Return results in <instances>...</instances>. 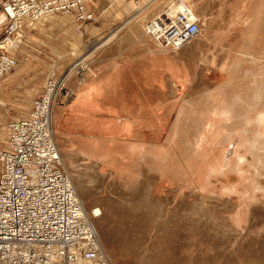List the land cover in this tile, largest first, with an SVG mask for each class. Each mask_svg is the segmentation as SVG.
I'll return each mask as SVG.
<instances>
[{
    "label": "rangeland",
    "instance_id": "374dc122",
    "mask_svg": "<svg viewBox=\"0 0 264 264\" xmlns=\"http://www.w3.org/2000/svg\"><path fill=\"white\" fill-rule=\"evenodd\" d=\"M4 1L0 0V13L3 12L6 17L2 5ZM94 1H90L91 7ZM117 1L123 4L128 0ZM176 1L179 0L157 1L142 13L138 9L148 0L137 5L130 1L131 10L123 6L120 14L131 16L126 19V23L137 16L134 21H138L141 30L142 26L145 30L148 20L164 13ZM182 1L190 5L200 21L198 35L182 46H190L196 52L197 98L203 94L200 86L202 83L211 85L214 90L228 78L225 70L229 65V56L226 54L229 49L234 50L233 52H253L262 63L264 0ZM158 4V8L153 10ZM103 15L112 16L116 13L113 14V9L109 8ZM96 18L94 15V20ZM72 21L73 15L59 13L47 23H40L41 28H26L25 23L19 30L22 43L13 52L17 62L0 80L5 78L4 83H8L0 87V145L7 139L6 125L25 116L53 72L58 77H63L73 63L88 57L87 54L91 60L89 57L86 60L90 62L91 69L93 68V55L100 49L94 48L99 43L88 49L92 39L85 35V40L81 31L73 27ZM7 22L8 20L0 23V40ZM135 23L128 25L133 26ZM90 24L92 26L93 23ZM76 25L78 26L77 23ZM95 27L92 26L90 33L98 30V26ZM103 41L104 39L100 42ZM77 75L79 74L74 71H71L69 79L65 75L67 90L52 104V116L56 101L69 99L65 95L72 91L69 81L73 78L79 79ZM28 81L40 91L26 103L20 102ZM263 115L264 112L260 115L262 122L258 126L262 134ZM239 121L240 126H243L242 120ZM212 124L215 126L216 121ZM215 135L219 137L212 144V157L204 162V166H198V161L193 158L183 159L189 163L188 167L185 164L186 167L179 169L173 181L158 185V196L163 199L155 198L154 186L133 183V178L127 176L118 178L108 173L91 176L80 169L83 173L78 175V184L75 174L68 167L67 171L89 213L95 206H100L103 211V220L95 219V223L98 225L103 245L109 251L107 254L114 258V263L111 260L112 264H264V169L261 174H257L250 166L251 162L248 160L252 161V155L240 147L241 141L234 139L231 143L222 145L218 143L221 135ZM206 152L208 157L209 151ZM238 152L245 153L248 162L240 174L229 171ZM217 154L224 156L222 160L225 165L221 162L219 168L212 165ZM211 172L213 175H210ZM224 172L226 174L222 175ZM157 206L159 211L163 207V215L144 214L151 212V209L157 211ZM106 236L112 247L106 244Z\"/></svg>",
    "mask_w": 264,
    "mask_h": 264
},
{
    "label": "crops",
    "instance_id": "0c3cea01",
    "mask_svg": "<svg viewBox=\"0 0 264 264\" xmlns=\"http://www.w3.org/2000/svg\"><path fill=\"white\" fill-rule=\"evenodd\" d=\"M120 3L95 0L92 7L89 5L97 16L92 22L78 21L74 13H69L74 17L73 27L81 31L85 40L87 36L92 39L88 49L98 43L94 49H100L93 55L92 72L82 82L70 79L73 96L54 104V136L66 168L70 167L75 174L76 183H80L78 175L83 172L91 176L107 173L118 178L127 176L133 178V183L154 186L155 198L163 199L158 196V185L173 181L177 171L189 165L182 157L185 151L192 147L193 151H209L203 160L197 158L198 153L190 157L201 167L212 157V144L219 136L205 131L204 127L194 129L197 119L194 110L201 107L205 112L210 108L213 88L202 83L203 94L197 98L195 49L185 46L177 53L161 49L143 26L142 31L138 21H134L137 16L125 22L131 16L120 14V8L131 10L132 6L129 0ZM109 8L116 15H103ZM56 14L59 13L40 21L28 19L25 27L41 28L40 23H47ZM6 20L7 16L1 12L0 23ZM133 22L135 25H128ZM90 23L98 26V30L90 33ZM4 79L0 87L8 84ZM35 87L28 81L20 102L35 97L40 91ZM30 110L19 118L27 117ZM200 118L204 119L205 115ZM159 209L157 206V211L151 209L144 214L163 215V207ZM106 237V244L112 247Z\"/></svg>",
    "mask_w": 264,
    "mask_h": 264
},
{
    "label": "built area",
    "instance_id": "2783aa9c",
    "mask_svg": "<svg viewBox=\"0 0 264 264\" xmlns=\"http://www.w3.org/2000/svg\"><path fill=\"white\" fill-rule=\"evenodd\" d=\"M90 1L5 0L8 22L0 40V78L17 62L13 52L22 43L19 30L27 19L65 11L92 21L93 12H86ZM145 26L163 49L171 50L180 49L200 31V21L188 7L176 13L167 9ZM71 67L65 75L92 71L83 60ZM56 76L53 72L34 99L28 117L8 123L7 145L0 146V264H112L54 136L51 106L67 89ZM65 95L69 98L72 91Z\"/></svg>",
    "mask_w": 264,
    "mask_h": 264
},
{
    "label": "bare ground",
    "instance_id": "6f19581e",
    "mask_svg": "<svg viewBox=\"0 0 264 264\" xmlns=\"http://www.w3.org/2000/svg\"><path fill=\"white\" fill-rule=\"evenodd\" d=\"M130 1H132V0H130ZM157 1H160V0H148V2H146L145 5H142L138 9V11H140L141 13H142V11L143 12L147 11V9H149V7L154 5ZM143 2H144V0H143ZM135 4L137 5L140 3H135ZM158 6H159V4L153 10L157 9ZM169 7L171 8L172 13H176V12L181 11V10L183 11L186 7H188L191 10L190 5H187L182 0L176 1L173 5H171ZM170 8H166L165 10L170 9ZM58 12L59 13H74L76 18H77V14L75 12L56 11L54 13H58ZM86 12H92L91 9L89 8V6H88V8H86ZM140 12H139V14H141ZM191 12H192V15L194 18L199 19L198 15L195 13V11L191 10ZM54 13H51V14H54ZM51 14H48V15H51ZM45 16H47V15H45ZM45 16H43V17H45ZM93 16H94V13H93ZM43 17H41L37 20H34V21H39ZM155 17H158V14ZM77 20L82 21L78 18H77ZM145 32L147 33L146 26H145ZM154 41L156 42V44L161 49H163L155 39H154ZM180 49H177V50L163 49V50H165L167 52L168 51L178 52ZM228 51L226 54L229 56V60H228L229 65L227 66V69L225 70V71H227L228 78L221 85H219L216 89L213 90L212 94L210 95V96H212V104L210 105V103H208V108H209V105H210V108L209 109L207 108L208 109L207 111L204 112L203 111L204 108H201L200 107L201 105L200 106L197 105L200 108L199 109L196 108V110H194L197 114V119L194 122L195 127L194 126L193 127H194V129H198V130H200L201 128L204 127L205 131H208L214 135L215 134L221 135V138H220L218 143H220L222 145H224L228 142L231 143V141L234 139L235 140L237 139L238 142L241 141L242 144L240 147H243L242 148L243 150L244 149L247 150V153L248 154L251 153L250 155H252V161L248 160V162H251L250 166L257 172V174H261L262 170L264 169V134L261 133L258 126L262 122V120L260 122V115L262 116V112H264V62H263L264 60L262 61V63H263L262 64L261 62H259V59H260L259 56L257 57V55L255 53L250 52V51H244L243 50V51L233 52L234 50H232V49H229ZM82 60L84 61V64L87 66V70L90 69L91 68L90 62H88L86 60V58H83ZM90 70H92V69H90ZM90 72H92V71H90ZM86 74H87V72L83 73L81 75H77V76H79V79L81 82L83 81ZM239 74H240V76H239ZM70 76H71V74L68 75L67 78L69 79ZM239 77H240V79H239ZM1 78H0V80H1ZM56 78H58V76H56ZM61 79H63V81L66 83L65 75L63 77H61ZM48 80H47V82H48ZM47 82H46V84H47ZM208 93H210V92H208ZM66 94H70V93L67 92ZM72 95L69 98H71ZM205 96H207V95L205 94ZM210 96H209V100H210ZM203 98L204 97H202V99H200V102L203 100ZM206 99H208V98H206ZM208 101H206L203 104H206ZM198 104H200V103L198 102ZM193 106H195V105H193ZM30 109H31V107H30ZM51 109H52V106H51ZM194 111H193V113H194ZM201 115H205V118L204 119L200 118ZM51 117H52V110H51ZM239 119L242 120L243 126H240ZM262 119H264V117ZM214 121H216V125L212 126V125H214V124H212V122H214ZM210 123H211V125H210ZM8 135H9V131H8V124H7L6 125V136H8ZM235 135H237L236 138H235ZM7 141H8V138L6 139V142L3 145H5V144L7 145ZM3 145H0V146H3ZM187 151H185L186 153L182 154L183 155L182 157H184L183 158L184 160H186L187 158L189 159V157H191L194 152L199 154L198 157L201 160H203L207 154V152L205 153V151H202V150L201 151L200 150L199 151H193V147L188 152ZM232 154L235 155L234 152ZM244 154L245 153H243V152H238L236 154V156L234 158V163L231 165V167H229V169H230L229 171L236 172L237 174H240L244 171V167L246 166V162H247ZM222 157H224V156H221V154L215 155V157L213 158L215 160V163L212 164V165H214L213 167L219 168V166H221ZM184 162L186 163V161H184ZM220 170H222V169H220ZM225 174H226L225 172L222 173V175H225ZM210 175H213L212 172ZM246 179L247 178H245V180ZM256 187L259 188V186H256ZM77 194H78V192H77ZM78 196H79V194H78ZM84 205H85V203H84ZM90 215L92 216V222H93L94 227L96 228L97 236L103 245V241L101 239V234L99 232L98 225L95 223V219H97V221L103 220V216H104L103 211L100 208V206L99 207L95 206L94 208L91 209ZM103 248L107 253L109 252L107 250L106 246L103 245ZM109 256H110L112 262L114 263L113 256L111 254Z\"/></svg>",
    "mask_w": 264,
    "mask_h": 264
}]
</instances>
